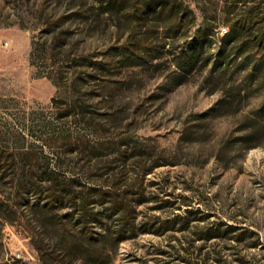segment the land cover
Wrapping results in <instances>:
<instances>
[{
  "label": "rangeland",
  "instance_id": "rangeland-1",
  "mask_svg": "<svg viewBox=\"0 0 264 264\" xmlns=\"http://www.w3.org/2000/svg\"><path fill=\"white\" fill-rule=\"evenodd\" d=\"M173 2L196 13L176 36L157 16L141 27L132 2L106 13L96 0H0V264H42L29 236L46 214L19 184L24 172L52 171L111 187L124 222L137 216L113 264H193L218 252L226 264H264V247L245 249L252 239L196 238L202 218H234L264 246V84L221 49L228 0ZM239 8L264 12V0ZM198 30L203 43L192 45ZM183 49L197 61L190 73L176 66ZM116 219L88 234L118 230Z\"/></svg>",
  "mask_w": 264,
  "mask_h": 264
},
{
  "label": "trees",
  "instance_id": "trees-1",
  "mask_svg": "<svg viewBox=\"0 0 264 264\" xmlns=\"http://www.w3.org/2000/svg\"><path fill=\"white\" fill-rule=\"evenodd\" d=\"M96 1L107 9L106 13L112 12L119 1L122 3L132 2L137 11L141 12V16L137 20L141 27H145L149 21H152L150 17L157 16L158 19H164V24L174 23V26L160 24L156 26L173 30L175 36L190 15H196L187 3L173 2V0ZM246 2L247 0H228V32L224 35L225 44L221 49L224 53L228 52V58H233L235 61L241 60L244 65L252 67L254 73L259 74L260 83L264 84V52H261V47L264 46V12H243L239 6ZM243 16L246 17L247 24L241 25L239 18ZM154 21L159 22L157 19ZM204 37V32L198 30L193 36L192 45H196L197 42L202 44ZM178 59L176 66L181 72L190 73L195 69L197 61L193 58L190 50L183 49ZM147 174L148 172H145L144 176ZM19 185V193L33 194L35 196L33 206L41 207L46 215L49 214L51 208L56 206L60 209H70V212L61 221L45 215L39 222V232H34L35 234L29 236L32 237L31 242L42 264H113L112 257L116 254L118 246L137 236V234L126 235L127 231H137L140 225L137 222V216L135 215L128 224L124 222V207L120 204L121 195L112 191L111 187L107 190L104 185L92 184L81 175H70L61 171H52L39 176L24 172ZM141 186L144 187V184ZM144 202V200L140 201L137 205ZM105 217L108 220L118 217L115 220L118 230L108 231L101 237L102 239L89 235L90 227L99 225L101 219ZM6 219V223L13 221ZM68 220L71 226L70 223L65 222ZM200 221L204 223V226L200 228L203 234L196 236L199 240L206 242L220 238L241 244L252 239L253 242L246 244L245 249L264 247L260 233L251 224L240 222L234 218L228 221L219 219L214 222H207V218H202ZM169 223L165 221L160 224L163 231L159 232V235H163L168 230ZM99 244H103L105 250L99 251L97 249ZM199 252H202V247ZM221 253L218 252L216 258L208 256L195 260L193 264H226L220 258ZM234 255L236 256V254ZM12 259L14 262L5 264H20L22 262L15 258ZM228 264H251V261H248L246 257L236 256L232 261H228Z\"/></svg>",
  "mask_w": 264,
  "mask_h": 264
}]
</instances>
